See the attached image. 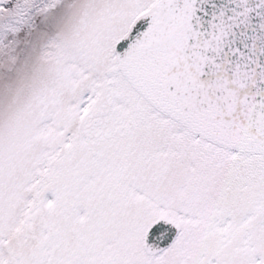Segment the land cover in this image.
I'll use <instances>...</instances> for the list:
<instances>
[{
	"label": "snow or ice",
	"instance_id": "snow-or-ice-1",
	"mask_svg": "<svg viewBox=\"0 0 264 264\" xmlns=\"http://www.w3.org/2000/svg\"><path fill=\"white\" fill-rule=\"evenodd\" d=\"M0 264H264V0H0Z\"/></svg>",
	"mask_w": 264,
	"mask_h": 264
}]
</instances>
